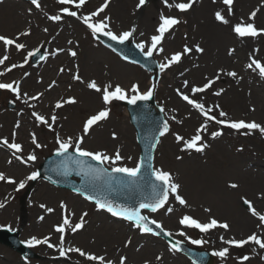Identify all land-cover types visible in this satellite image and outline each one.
<instances>
[{"label":"rangeland","instance_id":"obj_1","mask_svg":"<svg viewBox=\"0 0 264 264\" xmlns=\"http://www.w3.org/2000/svg\"><path fill=\"white\" fill-rule=\"evenodd\" d=\"M9 2L24 10L27 9L25 5L35 7L31 3V0H10ZM54 2L56 5L52 4L49 0H39L41 7H35L37 10H34L39 26H46L45 22L51 15H61L62 18L66 19L70 17L60 11V6H58L56 0ZM177 2H187V0H168L169 4ZM97 3L99 2L95 0L92 6L86 4L81 10L82 16L93 12V9L98 5ZM124 3L125 0H114L104 17H109L107 23L111 30L117 34L135 28L133 37L129 39V41L135 44L141 42L150 44L151 36L157 34L156 28L159 26L161 14L173 16L180 20L179 24L165 33L161 45H159V47L163 48V51L153 52V56L160 64L165 63L166 58H170L177 52L183 53L185 45L192 48L190 53L182 55L180 62L172 64L163 71L160 70L157 103L160 108L164 109V115L169 121L171 129L169 135L160 142L154 162L155 169L162 168L171 173L173 182L180 185L179 195L187 201V204L176 207L175 201H173L175 196L174 194H170L171 200L166 208L156 214H149L150 217L159 222L166 231L172 232L174 238L190 246H196L211 253L224 247H229V254L226 258L221 259L215 256V264H241L240 258L245 255H248L250 259L243 261V264H264V259H262L264 257V249L260 250L258 246L252 243L245 248L230 247L220 240L221 236L225 240L232 238L238 240L244 239L255 232L256 226L258 227L261 223L259 217L253 215L248 205L243 201L247 199L251 202L252 208L256 212L264 215V184L258 183L260 180L255 181L252 176H245L240 181L242 174H240V177L239 170L240 168L241 170L244 168L245 171L256 170L264 175V134L253 132L250 136H244L229 132L228 143L230 145L224 148V161L230 165L228 167L225 165L223 168L217 166L219 172L213 179L214 185L211 186L210 182L205 184L208 188H204L202 192H198L190 185L189 177L196 174L197 176L199 175L197 169L198 164H200V156L204 155L207 159L211 160L213 158L212 154L216 152L218 146L214 144L210 152L198 153L194 150L182 151L181 149L184 147L183 143L177 145V142H175L179 129L178 126L184 124V116L185 114L187 115L186 111L182 109L176 95L181 97V93L187 94L191 92L193 86H203L206 83V78L215 79L218 74L220 78L218 85L224 86L232 81L233 86L241 89L242 82L236 77H233L231 80L227 75L231 71L238 74L242 73L241 66L238 63H232L233 58L229 54L231 49L241 47L243 52H246L252 48L251 52L247 53L248 57L259 60L264 64V34L256 38H240L232 30L233 26L241 21L254 23L258 29H264V0H234L231 15H229L228 6L223 3V0H215V2L213 0H195L191 9L186 12H180L175 7L169 8L164 3V0H146L145 4L135 12V16H133L135 19L132 22H127L126 17L132 18V9L135 6L137 8L139 0H132V5L129 9L125 7ZM119 6L124 11L120 20L115 15V9ZM257 9L258 12L255 18L249 20L251 12ZM217 11L224 15L229 21L228 24H223L216 20L215 13ZM96 19L102 20L104 18ZM70 20L72 22V29L75 32V42L80 46L77 57H82L86 48H92L95 54L101 53L105 56V64L112 65L115 69H121V71L125 72L124 77L112 79L111 76H107L106 69L104 73L102 72L103 65H101L99 67V76L101 75L106 81L112 82L113 85L119 84L125 89H129L133 84L138 85L141 92H146L149 88H152L150 82L151 75L137 66L124 62L113 52L102 46L95 40L91 31L80 19L70 17ZM31 30L32 35L28 37V40L34 38L31 47L29 50L22 52L12 50L13 56L9 60L8 68L16 64L22 65L15 68L21 69L23 73L43 70L45 67L42 65L43 63L32 65L31 57L29 56V53L34 54L39 49H43L45 52L44 63L48 61L49 57L51 58V54L48 55L46 50L49 39L42 37L40 34V36L34 35L36 33L34 27H25L21 32L30 33ZM5 32L6 28L0 26V35H5ZM240 40H243L245 44L244 42H240ZM220 43L225 44L222 52L227 56V63L216 58L218 55L215 48ZM196 45H199L204 51L197 52L195 50ZM25 57H27V63H25ZM187 59H191L201 65L196 70L191 71L190 75L187 70ZM124 66L128 70L124 69ZM97 79H100V77H97ZM185 81L188 82L187 87L184 86ZM2 83H10V78L6 77V80L2 79ZM82 84L81 82L78 88L73 89L72 94L63 98H60L61 95L58 94V96L50 101L54 106L57 102L64 101V98H75L76 103H72V106H69V103L62 106L65 111L64 118L59 116L58 112L60 111L57 110V113H55L53 111L54 108L49 112L39 113L52 125L51 128L47 124H41L35 119L32 115L35 110L29 107V100L27 101L23 98L17 99L16 95L11 91H2L0 89V141L6 138L11 143L13 141V133L15 132V142L22 146L24 162L27 167L26 169H22L21 172H16L15 175L8 171L14 169L13 163H8L12 165L10 167L6 165L7 167L3 166L0 168V173H3L6 177L5 180H0V203L4 204V207L0 208V229L20 230V240L26 246H28L26 241L32 237L42 239L45 236L49 237L50 241H53V245H56L54 248H49L45 244L35 247L28 246L35 253L43 257L40 261L26 260L10 249L0 245L1 264H99L98 261H90L76 252H67L65 256H60L58 241L60 242L61 234L55 231V226L62 223V219L66 214L60 206L61 203L66 205L68 213L72 214L69 217L72 225L78 223L81 215L87 212L82 229L76 232H72L70 228L66 230L63 246L65 249L78 247L84 252L98 257L103 256L106 258V256H110V258L116 260L113 264H120L121 257H126L125 264H192L186 257L171 250V247L164 241L141 232L132 224L116 221L108 214L87 203L84 199L70 192L56 189L43 181L39 182L33 189L22 210L20 199L32 182V180H27L26 178L32 172H37L39 165L47 156L56 153L58 148L56 142L57 136L62 140H67L65 135H59L52 131L54 124L51 121V116L53 114L57 117L56 121L58 123L63 122L64 125L67 124V119H71L72 117V138L76 140L77 136H82L83 144L81 147L89 151H100L108 155H114L119 150L123 160L119 162L118 166L135 167L140 162V150L136 134L130 124L126 110L121 106V102L123 101H113L110 105L105 106L97 92L89 89L87 85L86 89L83 86L82 89L84 90H82L80 88ZM215 86L216 82L205 92L198 93L201 98L209 101L212 108L217 111L215 115L220 119L230 121H239L244 116H248L251 121L262 124L259 111H256L257 115L250 113V109H248L245 102L239 103L240 98L236 99L237 105H228L227 103L231 98L227 92H225L224 96L221 94L217 98V95H214ZM40 90L39 87H35L33 92H39ZM86 92L95 95L98 104L95 109L88 108L89 110L85 114L83 108L87 107V105L81 102L83 99L81 98V94L85 95ZM234 93L236 97H239L236 92ZM249 94L255 95L254 93H247L246 98H248ZM9 102L15 104L14 110L8 109ZM217 104L219 108L215 107ZM253 104L259 108L257 102H253ZM104 107L110 108L109 118L101 121L100 123L103 125L94 129L93 132L89 131L88 134H84L83 125L88 119L87 117L94 110H101ZM68 110L71 112L67 116ZM220 110L227 113V116L220 117ZM16 123L19 124V127L14 126ZM7 125L9 127L5 130ZM193 127L185 129L190 131ZM22 129L26 131H24L21 137L20 132ZM102 129H106L103 133L105 135L98 136ZM33 134L36 137L37 143L42 145V147L37 148L33 144ZM111 134L112 137L115 134V137L110 138ZM25 139L26 141H24ZM0 146L8 148L2 142H0ZM218 149L222 148L219 147ZM9 150L12 152L11 149ZM69 150L74 151L73 149ZM167 151H169V154H167ZM15 154L18 155L16 152ZM30 155H35L36 159L34 161L28 160ZM177 157L180 158L178 159ZM1 158L3 162H7L8 156L2 152ZM237 163H241L240 166L242 167L236 169L235 165ZM104 165L109 169L112 167L111 164ZM227 169H233L234 171L229 173ZM7 178L15 180V183H9ZM21 181H25V187L19 189L18 185ZM231 184H236L237 187L232 188L230 187ZM238 185L241 186L240 189ZM227 190L231 192L230 201L233 202V205H224L223 211H219L215 207V204L219 203L222 195L228 193ZM48 208H52L53 211L48 212ZM169 208L172 209L170 212L168 211ZM241 213L246 217L253 218V227L249 231H245L244 228H233L236 217L240 216ZM185 215H189L202 223H207L213 218L218 222L229 223L232 232H226V230L216 227L207 233H202L198 229L185 227L179 223V220ZM41 217L43 219H40ZM255 217L257 218L256 220L254 219ZM181 231L186 235H179L178 233ZM189 237L191 239L204 240L206 243L202 245L192 244L188 239ZM129 241L131 242L129 243ZM157 257H160V259H157ZM106 261H108L107 258Z\"/></svg>","mask_w":264,"mask_h":264},{"label":"snow or ice","instance_id":"obj_2","mask_svg":"<svg viewBox=\"0 0 264 264\" xmlns=\"http://www.w3.org/2000/svg\"><path fill=\"white\" fill-rule=\"evenodd\" d=\"M57 2L61 5H74L76 9L81 8L86 0H57ZM110 0H104V3L97 8L95 11L83 15V16H78L77 11H72L70 10L69 7H62L60 11L68 16L76 17L77 19H80L83 24L87 26V28L91 31L92 35L94 37H98V35H102L108 38L110 41H115L119 44H124L126 41H128L130 38L133 37V34L135 32V28H132L128 31H123L120 34H117L113 32L107 23L109 20V17H104V19L99 20L96 19L100 13L104 12L105 9L108 7ZM146 0H139V3L137 7H141L145 4ZM215 2V0H213ZM234 0H223V3L228 6V13L229 15L232 14V4ZM31 3L36 7L40 8L41 5L39 3V0H31ZM164 3L169 7H175L177 10L180 12H186L189 9H191L192 5L195 3V0H187V2H177L174 4H169L168 0H164ZM258 9L251 12L249 16V20H253L255 16L257 15ZM52 21H60L62 19L61 15H51L48 17ZM215 18L217 21H220L223 24H228L229 21L224 17V15L221 14V12L217 11L215 13ZM180 20L176 17L173 16H165L161 14L160 16V23L159 26L156 28V33L155 35H152L150 38V44H146L145 42H141L136 44V48H138L145 57H151L153 55V52H162L163 48L159 47L161 45V42L164 38L165 33H167L169 30H171L175 25L179 24ZM233 32L240 38H246V37H251V38H256L257 36L264 34V29H258L254 23H245L244 21H241L239 23H236L233 28ZM47 31V29H45ZM28 32H23L20 33L15 39L13 38H8L5 36L0 35V42H3L5 48L7 49L8 46L14 45L15 48L19 51L22 50L26 47L24 43H17V40L19 39V36L21 35H28ZM141 35H143L141 33ZM71 43V41H69ZM147 49V50H145ZM195 50L197 52H203L204 49L201 48L199 45L195 46ZM62 51V50H60ZM70 51V55L72 57H76L77 53L75 51ZM115 51V49H113ZM192 51V48H189L187 45L183 48V53L177 52L173 54L170 58H166L165 63H161L159 65V68L161 71L165 70L166 68L170 67L174 63L180 62L182 55L190 53ZM230 50L229 54H231ZM33 55V53H29V56ZM8 55H4L2 58H0V65H3L5 61L8 59ZM126 58V57H125ZM25 63H27V57H25ZM18 66L22 65H16L13 64L11 65V68H15ZM259 70V74L264 77V64H262L259 60L253 59L251 63L248 65L249 68H253ZM78 67V66H77ZM11 68H8L7 71H11ZM63 72L64 69H61ZM3 73H0L2 75ZM228 76L231 77H236L237 73L232 71L227 73ZM73 79L76 81H82V78L80 75L77 73L73 75ZM219 79V74L215 77V79H207L206 78V83L203 84V86H193L191 88V92L193 95L197 93H202L208 90L213 86L215 83V80ZM55 83V82H53ZM15 84V86H14ZM184 86H188V82H184ZM51 87V85L49 86ZM87 87L89 89L94 90L97 93H101V98L103 101V104L105 106L110 105L113 101H126L128 104L135 105L137 101H148L152 98L153 96V89L149 88L146 92H141L139 90V86L136 84H133L129 89H125L119 84H116L114 87L112 84H106L101 88L100 85L97 84L95 80H92L87 83ZM0 89L8 90L16 94L17 99H20V89H19V84L17 82L13 83H0ZM179 91V90H178ZM223 90L217 91L214 93L215 95L219 96L221 95ZM26 95V94H25ZM39 95L31 97V99L35 100L38 99ZM181 97L184 101H186L189 105H191L194 109L198 110L201 115H203L206 118V121H215V123L219 125L226 126L228 128L234 129V130H241V129H247L248 132L250 133L253 130H259L262 134H264V126L256 123L255 121L251 122H246L244 120H239V121H230L226 119H217L216 116L210 115L212 112V108H205V105L202 102H198L195 99L190 98L189 95L181 93ZM67 103H76L75 98H68L67 100H64L62 102H57L55 107L56 108H61L64 104ZM216 108H219V105L215 106ZM161 112L164 111V109L161 107ZM32 115L35 117V119L40 122L41 124H47L49 128H51V124L48 122L47 119H45L44 116L39 115L36 112H33ZM110 115V108L104 107L101 110H99L96 114L91 115L88 117V119L84 122L83 125V132L84 134H88L90 129L93 128V126L97 125L101 121H104L109 118ZM219 116L220 117H226L227 113H225L223 110L219 111ZM57 117L53 114L51 116V121L52 123H55ZM175 119V117H173ZM16 127H19V124L17 123ZM170 130V126L167 120L163 121L162 127L159 130V136L162 137L166 133H168ZM207 130V123L202 124L199 128H197L195 135H193L190 139L185 140L183 136H180L179 134L176 135V140L178 142H183V150H194L196 152H203L206 147H208L207 144L202 143V135L201 132ZM222 133L220 131H214L211 133V136L213 138H216L220 136ZM15 132L13 133V141L9 143V141L5 138L3 139L2 142L3 144L7 145L9 149H13L16 153L22 152V146L19 143L15 142ZM115 137V134H113ZM32 142L35 144L37 148L42 147L39 143H37L36 137L33 134L32 136ZM57 144L58 148L56 150V154L58 156H65L69 152V149H73L74 152L76 153L77 157L80 158H90L93 161L98 162L100 165L104 164H111V173L115 174H121L123 176L129 177V178H136L140 172L142 167L144 166L143 160L138 162L135 167H127V166H118L119 162L123 160V157L120 154V151L117 150L114 155H108L106 153L100 152V151H89L81 145L83 144V137H78L74 142L71 137H69L67 140H62L57 136ZM156 143H159V138H156ZM156 144L154 143L152 145L153 148H155ZM19 158V157H18ZM178 159L180 157H177ZM36 156L35 155H30L28 157V160H35ZM131 159V157H129ZM76 163L81 167L83 171V166L85 164V160L83 159H77ZM95 173L97 175H110L108 169L106 168H92L90 165L88 167L87 171H84L83 174L89 175ZM79 174V173H78ZM152 175L155 177V180L160 182V187L158 188L157 185L153 184L152 185V192L153 196L151 199L142 201L138 204L136 207H127L125 205L121 204H116L112 201L109 200H101L98 199L94 196H86L85 198L88 200H94L97 209H103L110 213L113 217H117L120 219H123L125 221L132 222L133 226L139 229L143 233H153L155 235H159V233H155L153 228L150 227L149 225H155L157 229H160V232H162L165 236L171 237L173 235L172 232L170 231H165L162 227V225L157 222L156 220H150L148 216L142 214V210H148L152 213L157 212L159 209L163 208L165 204L168 202L169 194H174L176 201L179 202L181 205H186L187 201L179 195V188L180 185L178 183L173 182V177L170 172L161 169H152ZM39 176L38 172H32L26 179L27 180H35ZM6 177L3 173H0V180H5ZM9 183H15V180H12L11 178H7ZM25 187V181L19 182L18 188L22 189ZM230 187L236 188V184H231ZM246 205H248L249 209L252 211V214L255 216L259 217V220L261 221L262 224H264V215H260L254 208H252L251 202L248 201L247 199H244L243 201ZM61 208L64 210L66 213L62 219V223L55 226V231L60 233V249H59V254L60 256H65L67 252H76L80 256L86 257L90 261H98L99 264H113L112 261L108 260L106 261L103 256H96L94 254H88L81 250L80 248H68L65 249L63 247L64 243V234L67 229L70 228L72 232H76L80 229L83 228L85 220L84 217L87 216V212L83 213L80 217V221L78 223H75L72 225V222L70 220V215L71 213H68L67 206L61 203ZM4 204L0 203V208H3ZM42 207H44L42 205ZM172 209H168L170 212ZM48 212H52V208L47 209ZM40 219H43L41 217ZM179 223L185 227L189 228H195L198 229L202 233H207L210 230L220 227L225 230L229 229V224L227 223H220L216 219H211L207 223H202L198 221L197 219L185 215L183 216L180 220ZM11 230V229H9ZM181 236H185L186 234L181 231L178 233ZM190 240V243L195 244V245H202L206 243L204 240L200 239H191L190 237L188 238ZM220 240L222 243L230 246V247H237L241 248L244 247L245 245H248L250 243L257 245L260 249H264V238H261V236L257 235V233L253 232L251 235L247 236L244 239H228L225 240L223 236L220 237ZM131 241H129L130 243ZM29 247H35L41 244L47 245L49 248H54L56 245H53L50 243V238L45 236L42 239H39L37 237H32L28 241H26ZM180 241H176L175 243L171 244V250L173 251H179L180 250ZM229 254V247H224L220 250L213 251L212 255L213 256H218L221 259H224L228 256ZM157 259H160V257H157ZM241 259V264H243V261H247L250 259L248 255L243 256ZM264 259V257H262ZM126 257H121L120 259V264H125Z\"/></svg>","mask_w":264,"mask_h":264},{"label":"bare ground","instance_id":"obj_3","mask_svg":"<svg viewBox=\"0 0 264 264\" xmlns=\"http://www.w3.org/2000/svg\"><path fill=\"white\" fill-rule=\"evenodd\" d=\"M49 1L52 4L56 5L54 0H49ZM92 1H95V0H86L85 3H90ZM97 1L99 2L97 8H99L104 3V0H97ZM112 3L109 5L108 9L111 7ZM57 4L58 6H60V9L62 7H69L70 10L72 11L74 10V5H61L58 2ZM124 4H125V7L129 9L131 8L132 0H125ZM25 7L27 9L24 10V9H21L20 7L15 6L14 4H11L7 0H0V26H3L6 28L5 35H2V36L15 39L25 27L26 28L34 27L36 31L34 35L40 34L42 37L49 39L50 42L47 45V51L49 54H51V58L47 61L43 70H37V71L30 72V73H23L21 70H17V69L7 71L8 62H9V58H8L3 65H0V73H3L2 76H4L5 78L6 77L10 78L12 83L17 82L19 84L20 96L23 97L27 101L29 100L28 101L29 107L33 108L36 113L39 114L40 112H49L52 108H54L53 103H51L50 101L54 97L58 96V94L61 95L60 98H63L67 95L72 94V90L75 88H78V86L81 85V81H76L73 79V75L77 73L80 75L83 81L82 86H80L81 89L83 86H85V89H86L87 83L92 80H95L97 84L101 86V88H103V86L106 84H109V83L112 84V82L106 81L101 75L99 76V67L101 65H103L102 72L104 73V70L106 69L107 76H111L112 79L116 77L120 78V77L125 76V72L121 71V69H115L114 67H112V65L105 64L104 62L105 56L101 53L95 54L92 48H86L84 50V55L80 58L77 56L72 57L70 55L69 50L75 51L77 54H79V48H80V46L78 45L77 42H75V39H74L75 32L72 29V24H71L72 22L70 20V17L72 16H70L67 19L62 18L60 21H52L48 19L45 22V24H47L49 27L47 26L41 27L38 25V19L36 17V13L34 9L32 8V6L25 5ZM136 11H138V7L136 8L135 6L131 12L132 18L128 16L126 17L127 22H132L133 19H135L133 18V16H135ZM123 12L124 11L121 6L115 9V15L118 17V20L122 19ZM104 13L105 11L100 13L99 15L103 16ZM135 27H136V24H135ZM45 29H47V31H50V33L48 34L47 31H45ZM28 37L30 36H25V35L19 36L17 43H24L26 45V49H29L31 47V44L33 43L34 38H30L28 40ZM69 41H71V43H69ZM240 42H244V41L240 40ZM224 45L225 44L220 43V45L217 46V48H215V51L218 55L216 58L224 62L226 61L227 63L228 61L226 60L227 56H225L222 52V48ZM12 47H14V45L8 46L6 49L3 42H0V58H2L4 55H8L9 57ZM231 50H233L231 51V54H230L231 58H233L232 63H238L241 66L242 73L238 74L236 72L237 73L236 78L242 82L241 89L233 86L232 81L230 80H229L230 82H228L224 86L218 85L220 81V78H219L215 80L216 86L214 89V93H216L217 91L223 90L221 94L224 96L225 92H227L228 96L231 98L229 99V102L227 103L228 105H232V104L237 105L238 102L236 101V99L240 98L239 103L245 102L248 109H250V113L257 115L256 111H259V117L262 118L261 119L262 124L264 125V77H262L259 74V70L255 69L254 66L253 68L248 67L252 59L248 57L247 53L251 52L252 48L248 49V51L246 52L245 51L243 52L241 47L234 48ZM186 63H187V67H188L187 70H188L189 75L191 71H194L201 66L200 64L194 62L191 59H187ZM110 67H112L111 70H109ZM203 67H205V65H203ZM123 68L128 70V68L125 66ZM61 69H64V71L62 72ZM132 73H134V71H132ZM97 77H100V79H97ZM228 78L232 80L233 77L229 76ZM50 85L51 87H49ZM115 85H113V87ZM35 87H39V89L41 90L39 92H33ZM234 92H236L239 95V97H236ZM41 93L42 95H39L38 99H35V100L31 99V97L37 96L38 94H41ZM247 93H254L255 95L253 96L252 94H249L248 98H246ZM98 94L100 95V98H101V93H98ZM187 95H189L190 98L197 100L198 102H202L205 105L206 109L212 108L209 101L201 98L199 94L191 95V92H189ZM176 96L181 104L182 109H184L187 113V115L185 114L184 116L185 122L184 124H181L178 126L179 129L177 133L180 136H183L185 140H187V139H190L193 135H195L197 128H199L202 124L207 123V130L201 132V135L203 138L202 143L208 145V147L205 148L203 153L210 152L213 149L214 144L218 146L216 152L212 154L213 158H211V160L207 159L206 156L204 155L200 156L199 158L200 164H198V169H197L199 175L197 176L196 174L194 176L189 177L190 185L194 187L198 192H202L204 188L206 187L208 188V186L205 184L210 182L211 186L214 185L213 179L219 172L217 166H220L221 168H223V166L225 165H227V167L230 165L228 163H225L224 161V153H225L224 148L230 145L228 143V133L233 132V133H238L244 136H250L252 132L260 133V131L253 130L250 133L248 132L247 129H241L237 131V130L228 128L226 126L219 125L215 123V121H206V118L203 115H201L198 110L194 109L191 105H189L186 101H184L179 95H176ZM219 96H217V98ZM81 98H83L81 102L87 105V107L83 108V112L85 114L88 112L89 110L88 108L95 109L97 107L96 106L98 104L97 97L95 95H92V93L86 92L85 95L81 94ZM252 101L257 102L259 105V108L254 106ZM71 106H72V103H71ZM99 110L100 109L94 110L91 115L96 114ZM70 112L71 111L68 110L67 116L70 114ZM64 113L65 111L61 108L59 112V116L64 118ZM216 113L217 111L212 108V112L210 113V115H214L217 117V119H220L217 115H215ZM241 120H244L246 122H251V119H249L248 116H244ZM53 124H54L52 128L53 132L58 133L59 135H65V138H69V137L72 138L73 136L72 117L71 119L70 118L67 119L66 125H64L63 122L58 123L57 121H55V123ZM16 125L17 123L14 126ZM102 125H103L102 123H98L97 125L93 126V128H91L90 131L93 132L94 129L99 128ZM192 126L194 127L190 131L185 129V128H190ZM8 127L9 126L7 125L5 127V130ZM24 131L26 130L25 129L21 130L20 132L21 137L23 136ZM105 131L106 129H102L98 136H101V135L104 136L105 134L103 133ZM214 131H220L222 134L216 138H213L211 136V133ZM110 138H114V136L112 137V134H111ZM24 141H26V139ZM176 142H177V145H180L183 143V142H178L177 140ZM219 147L222 149H218ZM0 149H1L0 150V168H2L3 166L7 167L6 166L7 163L5 161L3 162L1 158L2 151L4 152V154L9 156L11 159L15 160V164L13 166L14 169L8 170L12 172L13 175H15L16 172H21L22 169L27 168L26 163L24 162L23 158H20V157L18 158L12 155L11 151L7 148H4L3 146H1ZM167 154H169V151H167ZM7 161L11 162V160L9 159ZM241 163H237L235 165L236 166L235 168L239 169V167H242L240 166ZM233 171H234L233 169H227V172L229 173L230 172L232 173ZM240 174H242V177ZM239 176L241 177L240 181H242V179L245 176H252L255 181L260 180L258 183L264 184V175L261 172L256 171V170L245 171L244 168L242 170L240 168ZM240 187L241 186L238 185L239 189ZM227 192H228L227 194H224L221 196L219 203L215 204V207L219 211H223L224 205H233V202L230 201L231 192L228 190ZM175 205L176 207L181 206V204H179L178 201H175ZM254 219L256 220L257 218L255 217ZM263 225L264 224L260 223L258 227L256 226V230H255V233L261 236V238H264ZM234 227L244 228L245 231H249L253 227V218L251 219L250 217H246L245 215L241 213L240 216L236 217L233 228ZM226 232H232V228L229 227V229L226 230ZM50 242L53 244V241H50ZM58 243H59V249H60V242L58 241ZM63 246H64V243H63ZM106 258L107 260L116 262V260L113 258H110V256H106ZM0 264H1V260H0Z\"/></svg>","mask_w":264,"mask_h":264},{"label":"water","instance_id":"obj_4","mask_svg":"<svg viewBox=\"0 0 264 264\" xmlns=\"http://www.w3.org/2000/svg\"><path fill=\"white\" fill-rule=\"evenodd\" d=\"M121 50L123 51L120 52L127 59L141 64L144 63L141 56L132 48L124 46ZM151 61H147V64L150 65L152 70H155L153 64H150ZM130 114L133 124L138 130L140 143L144 151V166L136 178L117 174L97 175L92 173L85 175L83 173L88 170L89 165L92 168H99L92 165L89 160L83 159L85 164L82 171L81 167L76 163L77 159L82 158L66 154L65 156H55L49 159L42 169L41 177L60 187L72 189L85 196H94L98 199L109 200L127 207H136L140 202L151 199L153 196L152 185L155 184L158 188L160 187V182L151 176L150 169L154 151L152 145L156 144L157 137L160 138L159 130L163 122L153 101L151 102L150 100L139 103L137 106H132ZM72 177L79 178L81 184L72 182ZM12 237L17 238L16 235H12ZM12 237L7 236L6 240L0 237V241L24 254L16 240L12 241ZM207 260V257H204L200 261L205 264Z\"/></svg>","mask_w":264,"mask_h":264}]
</instances>
